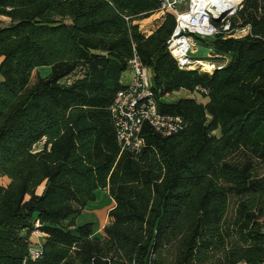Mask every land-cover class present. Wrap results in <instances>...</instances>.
<instances>
[{
    "label": "trees",
    "instance_id": "1",
    "mask_svg": "<svg viewBox=\"0 0 264 264\" xmlns=\"http://www.w3.org/2000/svg\"><path fill=\"white\" fill-rule=\"evenodd\" d=\"M160 9L0 0V264H264V0L232 20L249 36L202 40L195 60L212 73L178 68L175 17ZM135 57L158 112L185 124L169 138L144 125L138 155L121 150L110 115ZM178 93L206 103L170 101ZM99 190L115 205L97 237L76 220Z\"/></svg>",
    "mask_w": 264,
    "mask_h": 264
},
{
    "label": "built area",
    "instance_id": "2",
    "mask_svg": "<svg viewBox=\"0 0 264 264\" xmlns=\"http://www.w3.org/2000/svg\"><path fill=\"white\" fill-rule=\"evenodd\" d=\"M163 14L175 17V28L167 42L166 50L181 71L198 70V62L192 57L197 54L193 37L214 39H242L250 35V27L234 28L232 20L242 10L244 0H158ZM220 13H227L220 18ZM218 20L214 21V20ZM212 73L215 65L205 63ZM131 80L118 92L110 115L113 120L117 143L122 151L140 154L145 141L142 128L148 125L156 134L169 138L184 130V121L179 117H167L157 110L153 92L152 75L143 64L134 58L130 63ZM192 69V70H191ZM35 235V234H33ZM41 253V243L29 250L30 259L36 261Z\"/></svg>",
    "mask_w": 264,
    "mask_h": 264
},
{
    "label": "rangeland",
    "instance_id": "3",
    "mask_svg": "<svg viewBox=\"0 0 264 264\" xmlns=\"http://www.w3.org/2000/svg\"><path fill=\"white\" fill-rule=\"evenodd\" d=\"M185 3H186V0H185ZM0 26H8V20L0 17ZM142 26L146 29V27L154 26V22L152 21L149 23H145V24H142ZM202 40H203L202 38H198L195 36L193 37V42L197 46V49H198L197 54H192V57L194 59H197L200 56L204 57V56L208 55V53L202 47ZM197 61L201 62L200 59H198ZM209 70H210V68L207 64H205L203 67H200V65L198 64V71L199 72L204 73V72L209 71ZM46 73H47L46 71L41 70L42 76H45ZM131 77H132L131 72H130V70H128L123 75L122 81L123 82L130 81ZM179 98H190V99H195L198 103H206V101H203L198 95H192L191 96V95H188L186 93H182V94L180 93V94L173 95L172 97H170V101L173 102L174 100L179 99ZM214 135L218 136L219 134L216 132V133H214ZM41 148H42V146L40 145L36 149L39 150ZM258 169H259L258 172L260 173V175L264 174V167L261 168V166H258ZM3 184H6V180L0 178V185H3ZM44 190H45V183L41 184L36 189L35 193L37 196H41L43 194ZM96 196H97L96 202L90 203L86 207L85 211L81 214V216H79L77 218L76 225L77 226H83V225L88 224V223L94 224L95 236L99 237L101 234V231H99V227L101 226L102 216L104 214V211H102V209L106 208L107 205H110L111 199L109 198L108 194L103 190L97 191ZM95 211H100L102 214L99 212H95ZM34 234L35 235H32L33 245L36 246L38 243H42L44 241V238L40 232H35Z\"/></svg>",
    "mask_w": 264,
    "mask_h": 264
},
{
    "label": "crops",
    "instance_id": "4",
    "mask_svg": "<svg viewBox=\"0 0 264 264\" xmlns=\"http://www.w3.org/2000/svg\"><path fill=\"white\" fill-rule=\"evenodd\" d=\"M121 82H122L123 86H127L130 83V81H127V82L121 81ZM178 94H180V93H178ZM103 191H105L108 194L107 190H103ZM114 205H115L114 202L111 200L110 201V205H107L106 208L102 209V211H104V214L102 216V223H101V226L99 227V231H101L105 227V225L108 223V213H109L110 210H112ZM95 212L101 213L100 211H95Z\"/></svg>",
    "mask_w": 264,
    "mask_h": 264
},
{
    "label": "water",
    "instance_id": "5",
    "mask_svg": "<svg viewBox=\"0 0 264 264\" xmlns=\"http://www.w3.org/2000/svg\"><path fill=\"white\" fill-rule=\"evenodd\" d=\"M226 14H227V13H220V18L224 17ZM218 20H219V19H218ZM218 20L216 19V20H214V21H217V22H218Z\"/></svg>",
    "mask_w": 264,
    "mask_h": 264
},
{
    "label": "bare ground",
    "instance_id": "6",
    "mask_svg": "<svg viewBox=\"0 0 264 264\" xmlns=\"http://www.w3.org/2000/svg\"><path fill=\"white\" fill-rule=\"evenodd\" d=\"M204 65H205L204 63H201V64H200V67H203ZM191 70H192V69H191Z\"/></svg>",
    "mask_w": 264,
    "mask_h": 264
}]
</instances>
